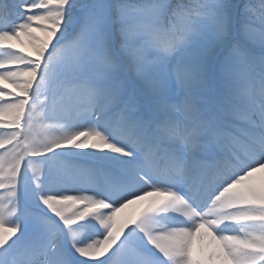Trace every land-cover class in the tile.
Returning a JSON list of instances; mask_svg holds the SVG:
<instances>
[{
  "label": "snow or ice",
  "instance_id": "snow-or-ice-1",
  "mask_svg": "<svg viewBox=\"0 0 264 264\" xmlns=\"http://www.w3.org/2000/svg\"><path fill=\"white\" fill-rule=\"evenodd\" d=\"M0 264H264V0H0Z\"/></svg>",
  "mask_w": 264,
  "mask_h": 264
}]
</instances>
